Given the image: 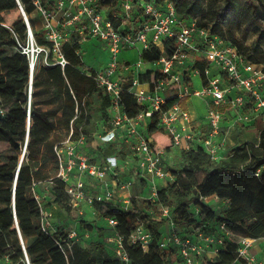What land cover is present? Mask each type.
Segmentation results:
<instances>
[{
    "label": "trees",
    "instance_id": "16d2710c",
    "mask_svg": "<svg viewBox=\"0 0 264 264\" xmlns=\"http://www.w3.org/2000/svg\"><path fill=\"white\" fill-rule=\"evenodd\" d=\"M33 1L0 0V107L5 110L4 114L0 113V154L13 152L6 159H0V260L7 257L11 264H121L115 253L104 245L103 227H96L99 239L89 247H84L75 239H68L69 229L54 232L44 229L41 224L42 204L35 197L32 187L34 183L38 186L40 181L47 178L52 184V204L59 205L68 214L78 211L65 190V182L57 178L59 165L55 147L67 137L61 139L55 133L52 118L61 112V120L68 135L73 127L72 139L78 140L84 134L87 141L91 136L96 138L95 132H91L92 115H105L102 133L111 127L112 115L110 96L98 86L94 78L86 74L87 71L96 72V69L86 66L83 61V56L79 53L81 44L78 35L72 34L71 40L63 46L69 63L64 67L58 63L53 64L55 61H52V43L46 38L44 30L39 31L36 26L32 14L37 8ZM122 1H99L101 6H108L107 13L116 27L126 18L121 11ZM132 1L138 6V10L133 11L131 20L137 25L143 18L140 6L142 1H152L161 10H165L166 4L172 2L179 20L183 23L188 24L197 18L198 25L208 29L211 35H218L228 43L236 45L247 59L262 63L252 59L249 52H246L245 45L233 31L232 19L238 16L240 8L247 11L250 15L247 26L259 31L252 48L256 51L264 33V0H224L206 8L203 7L202 0ZM19 2L31 24L36 43L50 49L49 61L52 65L45 67L36 63L33 75L30 59L21 47L26 45L29 36ZM49 6L53 8L54 2ZM136 30L125 26L124 32L131 31L136 36ZM177 46L175 39L166 40L163 47L151 44L142 51L141 60L158 62L162 57L172 56ZM205 67L206 64L201 61L192 66V69L201 71L204 83ZM163 77L164 74L158 70L139 75L142 82H151L152 85ZM31 80L32 92L31 98H28ZM186 80L191 83V77L187 73ZM171 87L175 88L176 85ZM186 98L170 97L161 111L154 113L149 119L146 131L152 138L156 151L171 150L175 145L173 135L160 123L162 112L177 102L182 103ZM122 106L123 111L130 116L137 115L145 108L137 103L134 94L129 91V85L124 86L122 91ZM222 110L225 108L222 107ZM232 138L236 143L235 147L228 154H221V158L217 160L212 159L204 141L196 142L191 148H186L183 144L186 149L184 163L179 169H172L176 179L161 187L157 201H150L148 195L140 197L143 200L140 204L133 199V211L119 209L116 201L96 202V214L100 217L111 215L118 218L116 230L125 236L131 233L139 221H144L154 236L159 237L163 229L169 228L170 221L156 218L154 213L157 207L170 205L173 199L177 203L173 216L175 223L193 225L196 229L203 228L210 233H217L219 225L225 223L236 234L255 239L263 237L264 130L257 136L249 132L244 123H238ZM104 144L100 145L96 158L102 156L104 159L110 154L119 156V153L125 152V141ZM22 151L23 160L20 159ZM42 157H48L55 165L50 174L41 172L42 167L38 163ZM258 169L260 173L256 175ZM180 180L184 181L180 183ZM140 181L143 186H147L144 178L140 177ZM210 196L227 202L222 215H218L202 202V198ZM194 204L200 205L201 211L197 218L192 219L190 207ZM192 230L189 228L179 231L185 233ZM238 247L236 240L226 236L225 246L216 252L219 259L210 261L205 258L204 264H232L235 261L238 264H248L245 259L238 258ZM127 248L131 264H168L178 254L175 248L161 254L154 250L145 254L137 245L128 243Z\"/></svg>",
    "mask_w": 264,
    "mask_h": 264
},
{
    "label": "built area",
    "instance_id": "2783aa9c",
    "mask_svg": "<svg viewBox=\"0 0 264 264\" xmlns=\"http://www.w3.org/2000/svg\"><path fill=\"white\" fill-rule=\"evenodd\" d=\"M99 1L34 0L33 2L44 19L46 38L52 43L53 55L57 59L53 64L58 63L64 67L69 63L64 55L63 46L71 40L72 34L79 36L80 44L84 40L83 37L86 38L88 35L107 45L111 55L108 63L103 68L96 69V72H86L111 98V127L99 135V140L102 144L115 142L125 137L123 135L125 132L128 136L134 137L132 146L136 160L134 169L136 175L147 181L150 186L148 199L155 202L162 187L157 180L173 175L163 159V151H156L152 145V138L146 131L149 119L154 113L161 111L170 97L182 99L196 96L206 99L209 131L203 143L212 159H220L219 144L214 143V140L222 131L224 113L221 107L227 105L238 110L250 104L253 111L264 112V63L247 59L236 45L228 43L218 35H211L208 29L198 25L197 18L188 24L183 23L179 20L172 2L166 4L165 10H161L160 6L152 1H142L140 6L143 18L138 23L137 34L134 36L133 32H124V30L127 20H131L132 13L138 10V6L132 0H123L120 6L126 18L116 27L107 13L108 6H101ZM51 2H54L53 8L49 6ZM59 13L61 17L58 19ZM26 24L32 50L29 46L21 45V47L28 55L32 69L36 64L34 46H37L35 50L38 52L47 50L48 47L36 43L29 20ZM173 39L178 42L176 51L172 56L162 57L158 61L162 65L160 72L164 74L163 78L153 85L148 82L147 88L144 87L139 75L131 79L129 91L134 94L137 103L145 108L137 115L130 116L122 109L124 86L117 76L122 68L130 71L132 66L119 62L118 54L124 47H134L139 42L144 48H149L151 44L163 47L166 40ZM197 40L200 46L196 45ZM198 46L203 48L221 70V76H217L212 74L211 66L206 65L204 69L206 83H202L201 89L191 87L186 80V73L194 64L189 63L191 50H200ZM194 72L201 76L200 70L196 69ZM233 90L238 93L230 95ZM31 92L32 80L29 86V98ZM28 111L30 114V105ZM0 113H5L1 107ZM250 118L251 116L246 113L241 115L240 120L245 121ZM194 120L192 113L177 102L170 109L162 112L160 123L173 135L174 147L184 144L186 148H191L201 137V133L197 134L195 131ZM73 131L71 127L67 138L55 147L59 165L57 178L65 182V190L71 198L72 205L78 209L82 204H86L96 213L94 208L96 202L116 201L119 209L133 211L132 188L135 179L120 178L118 170L121 167L120 157L117 154H110L104 159L91 156L82 149L86 143V135L83 134L78 140H73ZM125 139L129 141L128 137ZM259 173L260 169L255 172L256 175ZM32 190L42 204L36 183L33 184ZM41 207V224L44 229L51 230V214L45 212L43 205ZM162 207L164 216L162 219H168L170 224L169 228L162 230L159 237L154 236L153 231L144 221H139L131 233L125 236L116 230L118 218L111 215L102 217L113 228V232L106 236L104 245L111 248L121 264H131L127 243L137 245L145 254H150L153 250L161 254L172 248L177 249L176 258L168 264H204L208 249L215 247L217 252L219 248L225 246L226 236L233 238L232 236L237 235L225 223L219 225L217 233L206 232L203 228H193L192 232L181 233L176 229L171 206ZM77 234V230H70L68 239H75ZM258 239H264V236ZM258 239L241 235V239L236 240L239 243L238 258L245 259L248 264H264V254L257 257L251 251ZM68 246L71 247V244ZM232 264L238 263L235 261Z\"/></svg>",
    "mask_w": 264,
    "mask_h": 264
},
{
    "label": "rangeland",
    "instance_id": "374dc122",
    "mask_svg": "<svg viewBox=\"0 0 264 264\" xmlns=\"http://www.w3.org/2000/svg\"><path fill=\"white\" fill-rule=\"evenodd\" d=\"M224 0H202V5L203 7H208L210 4H219L222 3ZM124 13V10H121ZM33 17L36 22V26L39 29V31L44 30V19L40 15L39 11H35L33 14ZM249 14L247 13L246 10L243 8L239 9L238 16L235 18L233 17L232 22H233V31L237 38L245 45L246 52L251 55L250 57L254 60L260 61L264 63V33L261 35V41H260V46L259 48L256 49V51H253L252 48L254 47V43L256 38L259 35V31L256 30L253 27H248L247 23L249 21ZM61 17V13L57 14V18L59 19ZM136 24L133 23V20H127V28H133ZM44 33L46 35V32L44 30ZM87 35V34H85ZM84 36V35H83ZM83 41L81 42V48L79 50V53L83 56V61L85 62L86 66L92 67L95 69H100L103 68L108 61L110 60V51L107 48V45L102 42L101 40L91 37V36H85L83 37ZM30 50H32V44L28 41L24 47H28ZM31 46V47H30ZM144 45L142 43H138L134 47H126L120 51L118 54V60L121 63H124L126 60H130L128 63L124 64H130L132 67L130 69V77L131 73L133 72V65H135L140 59V50L141 47ZM37 47V46H36ZM35 60L36 63L39 66H51L52 63L49 61V54L50 50L47 48V50L43 51H37L35 50ZM30 57H32V52H30ZM57 59L54 57L52 58V61H56ZM157 63V62H156ZM155 63V64H156ZM152 64V63H150ZM158 68H162V65H157ZM155 66V68H157ZM191 70V74L194 71L192 69V66L189 67L188 73ZM120 71H124V68H122ZM198 74V73H197ZM199 76L195 74V81L196 86L195 88L201 89L202 88V83L200 79L198 78ZM123 79V77H122ZM188 84L191 86V83L188 82ZM196 97V96H194ZM29 98V96H28ZM52 106H43V108H51ZM203 113V112H202ZM250 115L251 118L248 120L243 121V123L246 126V129L249 132H252L253 134H256L259 136L260 132L264 130V112L259 111L255 112L252 110V106L250 104H247V110L245 108H241L237 111H235V115ZM199 117V121H202L204 119L203 114H200L197 112ZM62 113L59 112L58 115L52 118V121L54 122L55 125V133L59 136H61V139H65L68 135L67 133V128L64 127L62 120H61ZM96 120H91L92 123V128L91 132H95V136H91L87 139V143L82 147V149L88 153L91 154V156H96L99 153V147L100 145H105L102 144L99 140V135L102 134L103 126L105 124V115L103 113H96L94 115ZM28 123V119H27ZM227 129H230L229 126H222V131L220 133V137L218 139H215L214 142L219 143L221 142V145H219V152L222 151L224 155L228 154L232 148L235 147L236 143L234 142L232 138V134L230 137L227 138L226 132ZM208 133V130H206ZM54 132L51 133L53 135ZM129 141L126 142V146L124 147L125 152L122 154L119 153L120 156V163L121 167L118 169L120 172V175L122 177H128V176H136L135 183L133 185L132 191L134 195V199L137 200V203H141L143 200H141V196L148 195V192L144 191L145 186H143L142 182L140 181V177H137L135 170H131L136 166V160L133 156V142L135 141L134 137L128 136ZM118 143V141H116ZM194 144H196L194 142ZM101 148V147H100ZM163 151V156L165 157L167 167L173 177L168 176L167 178L164 179H158L157 182L161 184L162 187L167 186L169 183H172L175 181L176 176L173 174L172 169H179L183 163H184V153L186 149L183 146L180 147H173L171 150L164 149ZM13 152L9 153H2L0 154V159L4 160L7 158L9 154H12ZM23 151L20 154V159L22 158ZM102 157V156H101ZM38 165H41V172L42 174H50L54 169L55 165L50 162V159L48 157H42L41 161H39ZM129 168V169H128ZM184 180H180L179 182L182 183ZM51 181L49 178H47L44 181H40V183L37 186V192L41 196V202L46 210L48 207L51 208V222L52 227L51 230L55 231H61L65 229L69 230H77V236L75 237V241H78L83 245L84 247H89L90 244L94 241H97L99 239L98 233H97V228L96 227H103L105 231V235L103 237V242L105 241V238L108 234L113 232V228L108 224L107 221L103 220L102 217H100L98 214H96L93 210L92 207L82 204L81 207H79L77 210L78 211H73L71 214H68L62 207H60L57 204H52V199H53V192H52V186H51ZM148 185V184H147ZM149 186V185H148ZM144 194V195H143ZM149 196V195H148ZM137 197V198H136ZM140 198V199H139ZM203 203L209 205L218 215H222V211L226 208L227 202L216 198L215 196H210L208 198H202L201 199ZM176 201L171 199V209H172V215L175 216V208H176ZM163 207L160 206L157 207L156 213H154L156 218H164L163 216ZM82 211V212H80ZM201 211L200 205H192L190 207V215L191 218H197L198 217V212ZM193 229L195 226H191L185 223H176V229L178 230H184V229ZM234 240H239L241 239V235L237 234L232 236ZM105 244V243H104ZM105 247L110 251L111 248L106 246ZM206 259L210 261H217L219 259L215 247H212L208 249L206 253ZM0 264H11V262L8 260L7 257H4L3 259L0 260Z\"/></svg>",
    "mask_w": 264,
    "mask_h": 264
},
{
    "label": "crops",
    "instance_id": "0c3cea01",
    "mask_svg": "<svg viewBox=\"0 0 264 264\" xmlns=\"http://www.w3.org/2000/svg\"><path fill=\"white\" fill-rule=\"evenodd\" d=\"M133 29L134 30L137 29V24L133 28H131V30H133ZM197 42H198V40L195 42L196 45H199V42L198 43ZM139 43H141V42H139ZM124 48H126V47H124ZM199 49L200 50H197V49H192L191 50V58L189 60V63H191V64L194 63L193 65H195V63H197L198 61H201L202 63H205L206 65H210L211 66L212 74H215L217 76H221V70L218 67V65H216V63L212 61L211 57L209 55H207V53L203 50L202 47H199ZM143 50H144V46L141 47L140 55H141V53H142ZM137 61L138 62L135 65H133V69H132L133 72L131 73V75L132 74L133 75L131 77L129 76L130 75V73H129L130 71H125L124 70V71H119L118 72L117 78L120 79V81L123 84V86L129 85L131 79L134 76H138V75L144 74V73H146L148 71H152V70H158V71H160V68H158L157 65H161V64L158 63V62L156 63V62H146V61H143V60H141V56H140V59H138ZM128 62H130L129 59L126 60L124 63H128ZM150 63H152V64H150ZM155 66L157 68H155ZM189 74H191V70L189 71V73H187L188 76H189ZM195 74L199 76L198 78L200 79L201 83H203V79L201 78V76L199 74H197L196 72L193 71L192 72V75L190 76L191 77V87H195L196 86V82L197 81L194 79L195 78ZM122 77H123V79H122ZM143 85H144L145 88H147L148 87V82H143ZM237 93L238 92L236 90H233L229 94L230 95H235ZM180 105L184 109L189 110L192 113V115H193V117L195 119L194 120L195 131L197 132V134H200L201 133V137H200L199 140H197V142L204 141V137L207 134V131L206 130L209 131V128H208V119L206 117V114H207V100L204 99V98H200V97H187L185 101H183L182 103H180ZM222 107L225 108V110H222L223 113H224L223 126H229L230 125V129H227V132H226V136L228 138V137L231 136V134L235 130L237 124L238 123H243V121L240 120L241 115H239V116H236L235 115V111H237V110H234V109H232L231 107H229L227 105H222ZM222 107H221V109H222ZM244 108H245V110H247V106L244 107ZM197 112H199L200 114H203L204 119L202 121H199L200 115H198ZM94 115L95 114H93L92 115V118H91V120H93V121L96 120V118L94 117ZM123 135H125V137L124 136L121 137L120 139H118V141L119 140L120 141H126L125 138L127 137V133L125 132V133H123ZM219 137H220V135L216 139H218ZM214 143H216V142H214ZM217 144H219V143H217ZM219 145H221V142H220ZM221 154H223L222 151L220 152V155ZM163 159H164V161L166 163V160H165V157L164 156H163ZM166 165H167V163H166ZM131 170H135V169L133 168ZM120 178L121 179H124V180H126L128 178L136 179V176H133L132 175V176H128V177H122V175H120ZM149 189H150V186L147 185V186H145L144 191H147L148 192ZM132 193H133V191H132ZM149 193H150V191L148 192V195H149ZM123 194L126 195V193H123ZM45 212L47 214H51V208L48 207L45 210ZM251 251L257 257H261L264 254V239H258L254 243Z\"/></svg>",
    "mask_w": 264,
    "mask_h": 264
},
{
    "label": "water",
    "instance_id": "95a60500",
    "mask_svg": "<svg viewBox=\"0 0 264 264\" xmlns=\"http://www.w3.org/2000/svg\"><path fill=\"white\" fill-rule=\"evenodd\" d=\"M19 4H20V2H19ZM20 8H21V10L23 11V13H24V16H25V20L27 21L28 20V17H27V15H26V13H25V11H24V9H23V7H22V5L20 4ZM31 68V67H30ZM33 72H34V68H32L31 69V74L33 75ZM29 122V121H28ZM23 158H24V155L22 156V160H23Z\"/></svg>",
    "mask_w": 264,
    "mask_h": 264
},
{
    "label": "bare ground",
    "instance_id": "6f19581e",
    "mask_svg": "<svg viewBox=\"0 0 264 264\" xmlns=\"http://www.w3.org/2000/svg\"><path fill=\"white\" fill-rule=\"evenodd\" d=\"M30 47H31V46H30ZM35 47H36V46H34V51H35ZM35 52H36V51H35Z\"/></svg>",
    "mask_w": 264,
    "mask_h": 264
}]
</instances>
